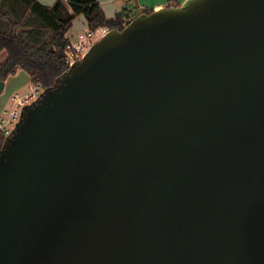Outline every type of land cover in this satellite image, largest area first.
Segmentation results:
<instances>
[{
	"label": "water",
	"instance_id": "obj_1",
	"mask_svg": "<svg viewBox=\"0 0 264 264\" xmlns=\"http://www.w3.org/2000/svg\"><path fill=\"white\" fill-rule=\"evenodd\" d=\"M0 264H264V0L141 13L25 105Z\"/></svg>",
	"mask_w": 264,
	"mask_h": 264
},
{
	"label": "trees",
	"instance_id": "obj_2",
	"mask_svg": "<svg viewBox=\"0 0 264 264\" xmlns=\"http://www.w3.org/2000/svg\"><path fill=\"white\" fill-rule=\"evenodd\" d=\"M72 12L65 14L59 5H45L39 0H0V80L5 81L19 70L27 72L32 84L51 87L64 72L67 33L73 20L83 15L89 28L109 26L123 30L139 13H117L109 19L98 0H67ZM180 4H176L179 6ZM143 9L141 13H151ZM5 135L0 133V147Z\"/></svg>",
	"mask_w": 264,
	"mask_h": 264
},
{
	"label": "crops",
	"instance_id": "obj_3",
	"mask_svg": "<svg viewBox=\"0 0 264 264\" xmlns=\"http://www.w3.org/2000/svg\"><path fill=\"white\" fill-rule=\"evenodd\" d=\"M45 5H59L65 14L71 13L72 8L67 0H39ZM101 8L109 19H114L117 13L127 12L141 14L143 9L150 11L165 7L181 4L185 0H98ZM88 23L83 15L77 16L72 23V28L67 33L68 38H74L79 32L88 29ZM32 84L27 72L19 70L18 73L6 79L4 84V94L0 93V113L5 109L8 99L12 96L14 90L23 87L28 88ZM3 90V89H2ZM1 92V91H0ZM6 110V109H5Z\"/></svg>",
	"mask_w": 264,
	"mask_h": 264
},
{
	"label": "built area",
	"instance_id": "obj_4",
	"mask_svg": "<svg viewBox=\"0 0 264 264\" xmlns=\"http://www.w3.org/2000/svg\"><path fill=\"white\" fill-rule=\"evenodd\" d=\"M110 30L109 26H100L94 29L88 28L79 32L74 38H69V44L66 47V64L68 69L78 60H81L92 44L109 33ZM41 87V85L31 84L26 94H17L14 97L15 108L4 110L0 116V133H3L5 137L11 134L20 119L23 107L40 97L42 93Z\"/></svg>",
	"mask_w": 264,
	"mask_h": 264
},
{
	"label": "rangeland",
	"instance_id": "obj_5",
	"mask_svg": "<svg viewBox=\"0 0 264 264\" xmlns=\"http://www.w3.org/2000/svg\"><path fill=\"white\" fill-rule=\"evenodd\" d=\"M5 58H6V54L5 53H0V64L5 60ZM5 82H6V80L4 81V84H5ZM27 86H28V84H27ZM29 89H30V87L28 86V88L23 87V88H21L19 90H14V92L11 94L12 96L8 99V101H7L6 105H5V109H7V110L14 109L15 108L14 97L17 94H19V95L26 94L29 91ZM41 89H42L41 92H43L44 89H45L44 86H42ZM3 92H4V88H3V90L0 93L4 94ZM5 109L2 110V112L0 113V116L2 115V113H3V111Z\"/></svg>",
	"mask_w": 264,
	"mask_h": 264
},
{
	"label": "flooded vegetation",
	"instance_id": "obj_6",
	"mask_svg": "<svg viewBox=\"0 0 264 264\" xmlns=\"http://www.w3.org/2000/svg\"><path fill=\"white\" fill-rule=\"evenodd\" d=\"M111 30H113V29H111Z\"/></svg>",
	"mask_w": 264,
	"mask_h": 264
}]
</instances>
